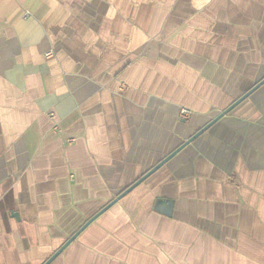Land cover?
Wrapping results in <instances>:
<instances>
[{"label": "crops", "instance_id": "1", "mask_svg": "<svg viewBox=\"0 0 264 264\" xmlns=\"http://www.w3.org/2000/svg\"><path fill=\"white\" fill-rule=\"evenodd\" d=\"M56 253L264 264V0H0V264Z\"/></svg>", "mask_w": 264, "mask_h": 264}, {"label": "water", "instance_id": "2", "mask_svg": "<svg viewBox=\"0 0 264 264\" xmlns=\"http://www.w3.org/2000/svg\"><path fill=\"white\" fill-rule=\"evenodd\" d=\"M257 85H259V84H257ZM251 91L252 90H250L247 94L243 95L239 100H237L236 102H234V104H232L229 108H227L224 112H222L218 117H216L215 119H213L209 124H207L206 126H204L196 134H194L183 145H181L179 148H177L174 152H172L165 159H163L159 164H157L154 168H152L148 173H146L138 181H136L134 184H132L130 187H128L124 192H122L119 197H121L122 195H124L125 193H127L128 191H130L131 189H133L136 185H138L141 181H143L150 173H152L154 170H156L158 167H160L163 163H165L168 159H170L174 154H176L182 147H184L187 143H189L190 141H192L196 136H198L199 134H201L202 132H204L209 126H211L215 121H217L224 114H226L227 112H229L232 107H234L237 103H239L242 99H244ZM89 221H91V220H89ZM56 255H57V253L54 254L45 264H48Z\"/></svg>", "mask_w": 264, "mask_h": 264}, {"label": "built area", "instance_id": "3", "mask_svg": "<svg viewBox=\"0 0 264 264\" xmlns=\"http://www.w3.org/2000/svg\"><path fill=\"white\" fill-rule=\"evenodd\" d=\"M191 114V110L187 109V108H181L180 110V115L182 117H187Z\"/></svg>", "mask_w": 264, "mask_h": 264}]
</instances>
